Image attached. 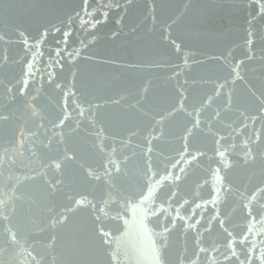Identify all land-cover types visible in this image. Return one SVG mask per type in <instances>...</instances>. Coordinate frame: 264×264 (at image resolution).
Listing matches in <instances>:
<instances>
[{"label":"water","instance_id":"obj_1","mask_svg":"<svg viewBox=\"0 0 264 264\" xmlns=\"http://www.w3.org/2000/svg\"><path fill=\"white\" fill-rule=\"evenodd\" d=\"M0 264H264V0H0Z\"/></svg>","mask_w":264,"mask_h":264},{"label":"bare ground","instance_id":"obj_2","mask_svg":"<svg viewBox=\"0 0 264 264\" xmlns=\"http://www.w3.org/2000/svg\"><path fill=\"white\" fill-rule=\"evenodd\" d=\"M121 230H122V228H121ZM124 231H126V229Z\"/></svg>","mask_w":264,"mask_h":264}]
</instances>
